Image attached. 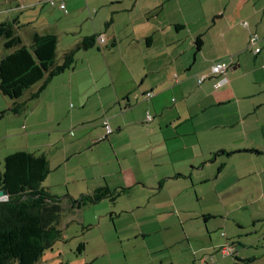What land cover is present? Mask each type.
I'll use <instances>...</instances> for the list:
<instances>
[{
    "label": "crops",
    "instance_id": "crops-1",
    "mask_svg": "<svg viewBox=\"0 0 264 264\" xmlns=\"http://www.w3.org/2000/svg\"><path fill=\"white\" fill-rule=\"evenodd\" d=\"M55 2L48 6V0H0V24L17 20L14 27L23 44L29 45L37 33L55 34L63 56L85 37L98 35L93 48L77 54L73 69L53 78L40 95L35 96L42 82L17 100L27 102L22 112L12 113L14 102L6 100L0 110L10 111L4 117L18 125V133L6 135L16 138V150L7 154H45L51 167L45 186L62 199H79L104 186L128 188L121 196L131 195L123 200L124 210L149 221L156 218L167 227L178 226V216L180 222L190 218L194 195L204 199L212 193L223 205L202 210L205 229H223V236L209 238L200 228L188 233L186 226L184 234L183 222L175 235L156 238L152 249L162 258L148 264H184L178 251L192 247L193 264L230 263L220 252L226 243L237 249L238 261L248 264L252 258L246 249L264 240V234L249 235L263 228L255 224L251 231L242 228L229 235L224 231L229 219L223 228L210 221L230 217L231 210L240 214L248 204L259 209L264 202V0ZM63 2L68 12L61 9ZM89 18L92 22L83 30ZM253 34L259 36L254 47H261L258 54L249 46ZM5 43L3 38L0 59L13 51ZM231 57L226 74L199 83L213 63ZM223 76L228 81L219 85ZM105 119L113 128L109 135ZM222 170L226 175L221 178ZM182 179L188 181L186 186ZM200 180L214 185L199 194ZM184 193L182 208L178 196ZM260 215L264 220V213ZM169 216L174 220L167 225ZM145 227H140L143 234H151L150 226ZM198 239L204 244L193 246Z\"/></svg>",
    "mask_w": 264,
    "mask_h": 264
},
{
    "label": "trees",
    "instance_id": "trees-1",
    "mask_svg": "<svg viewBox=\"0 0 264 264\" xmlns=\"http://www.w3.org/2000/svg\"><path fill=\"white\" fill-rule=\"evenodd\" d=\"M63 10L68 12L67 4ZM15 24L17 20L0 24V38L6 40L8 50L13 49L0 59V91L14 101L9 110L20 113L27 102L17 100L42 82L35 96L40 95L53 78L73 69L77 54L93 48L98 35L85 37L67 50L59 63L57 35L37 33L26 45L16 34ZM201 45V38H198L197 48ZM7 111H0V119ZM50 172L47 156L30 151L10 154L5 157L4 166H0V190L8 196L0 200V264H38L44 253L63 237L66 209L77 214L84 206L105 199L115 203L129 190L104 186L79 199L67 196L66 200L54 196L45 186Z\"/></svg>",
    "mask_w": 264,
    "mask_h": 264
},
{
    "label": "rangeland",
    "instance_id": "rangeland-1",
    "mask_svg": "<svg viewBox=\"0 0 264 264\" xmlns=\"http://www.w3.org/2000/svg\"><path fill=\"white\" fill-rule=\"evenodd\" d=\"M76 1L77 0H75V2ZM50 3L51 0H48V3H46V5L53 6L50 5ZM80 20L84 21L83 18H80ZM91 22L92 18H89L85 22H83V30L89 28V24ZM2 39L3 38H0V42L2 41ZM61 55V52H59L58 59H62ZM6 100H10L9 97L3 95V93L0 91V108L4 109V107H6V105L4 104L6 103ZM11 112L13 113V111ZM7 113H10V111H8ZM7 118L8 117H4L0 119L1 167L4 166V160L8 155V151L12 153L16 150L13 145V141L16 140V138L14 137L13 139V137H9L6 135H14L18 133V125L9 124ZM191 167L192 166L188 167V171H190ZM218 169L219 168H216V173H218ZM201 174L204 179L207 173L203 171L201 172ZM219 175L222 178L223 175L226 174L224 173V170H222ZM182 181L184 182L185 186L188 184V181H186V179H182ZM212 184L213 183H210L206 180H200L197 185L199 194L209 191ZM184 195L185 193L178 196V205L182 208V202L187 201ZM128 196H131L130 193L124 195V197L119 198L115 203H112L111 201L106 199L99 203L88 204L84 206L77 214L66 209V211L64 212L62 223L64 229L63 237L54 244L52 249H49L44 253L38 264H148L149 261L152 262L155 257L162 256L161 252H153L154 250L152 249V246L156 244V242H158L156 238L158 239L161 235L165 236L169 232H173L172 235H175L177 232L175 228H178L179 231L180 226L183 222L184 226L181 227V230L184 234L187 233L184 228L186 226L188 233L195 234L197 232V228H200L201 231H205L207 233L206 235L209 238L216 235L219 237L223 236V234H220L223 232V229L213 233H209L205 229L208 227L207 223L204 221L202 210L206 207L209 208V205L211 204H213L216 209H221L222 207L220 206L223 205V202H221L217 197L213 196L212 193H210V195H206V198L204 199H201V196L199 198L197 197V195H194V200H192L193 202L190 201L192 203V207L189 208L194 209V212L189 214L190 218L184 219L183 222H180V218L178 216V226L174 225L170 227H167L166 224L161 223V221H157L156 218H151V221H149L148 218L143 217L141 213L129 212L124 210L126 202H124L123 200H126ZM226 202L229 203V201ZM262 204L263 206H260L259 209L255 207V205L248 204V208L246 210L242 209V211L244 212L240 213L243 218L239 217L240 214L236 213L237 211L234 212L233 210H231V212H229L231 213L230 217L216 216L210 222L213 224H221L223 228L224 221L229 219L227 229L224 230L227 231L229 235L234 233L235 231H244V229L241 230L242 228H248V231H251L254 228L255 224H257L258 228H263L262 233H258L257 235L250 234L249 236H259L261 234H264V220L263 218L259 219L261 217L260 214L264 213L261 208L264 207V202H262ZM192 215H195V217H193ZM173 220V217H167V225L170 224V221ZM239 223H241V225ZM145 224H147L148 227L150 226L151 234H143V228L140 227L141 225ZM238 225H240V227ZM148 227H145V229L149 230ZM160 228L172 229L161 230ZM210 228H213V225H211ZM245 237L247 238V236ZM233 238H236V236H233ZM261 238H263V236H261ZM193 239H195V237ZM263 243L264 240L262 241V244H258L253 249H246V252H248L247 256H250L252 258L251 261L248 262V264H264ZM183 244L184 246H186V244H189V242H184ZM201 244L204 243H201L198 239L194 241L193 246L197 245L196 247H199ZM81 245H84V247L82 248ZM192 248V250L186 252L178 251V257L182 258L183 262H185L184 264H193L195 255L193 254L194 247ZM204 251L208 252L207 250ZM243 251H245V249H243ZM257 255L258 257H261L256 259ZM228 260H230L231 262L226 263L225 261V264H244L242 261H238V259L233 255H230Z\"/></svg>",
    "mask_w": 264,
    "mask_h": 264
},
{
    "label": "built area",
    "instance_id": "built-area-1",
    "mask_svg": "<svg viewBox=\"0 0 264 264\" xmlns=\"http://www.w3.org/2000/svg\"><path fill=\"white\" fill-rule=\"evenodd\" d=\"M51 3L54 5V1H52ZM60 7L62 9H66V4L63 2L60 5ZM243 24L245 26L248 25V23L246 21L243 22ZM100 41L104 42L105 38L101 37ZM258 42H259V36L257 34H253L249 40L250 48H254ZM260 51H261V47H256L253 49L254 54H258ZM232 64H233V58L232 57L230 60H219V61L213 63L210 67L209 72H205L199 76V79H198L199 83L204 82L205 80L209 79L213 75H224V74H226L227 71L232 67ZM227 81H228V78L223 76V78L219 81V85H223ZM150 95H152V93H148V96H150ZM147 118H148V120H151L152 116L148 114ZM103 125L106 129L107 135H109L113 132V128H112L108 119H105L103 121ZM7 197H8L7 195L2 196V197H0V200L6 199ZM220 252L223 256H230V255L235 256L237 254V249L231 243H226V244H223L222 246H220Z\"/></svg>",
    "mask_w": 264,
    "mask_h": 264
},
{
    "label": "water",
    "instance_id": "water-1",
    "mask_svg": "<svg viewBox=\"0 0 264 264\" xmlns=\"http://www.w3.org/2000/svg\"><path fill=\"white\" fill-rule=\"evenodd\" d=\"M7 195V193L4 190H0V197Z\"/></svg>",
    "mask_w": 264,
    "mask_h": 264
}]
</instances>
